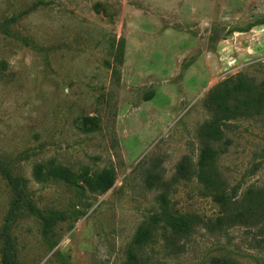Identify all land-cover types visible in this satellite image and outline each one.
<instances>
[{"label":"rangeland","instance_id":"374dc122","mask_svg":"<svg viewBox=\"0 0 264 264\" xmlns=\"http://www.w3.org/2000/svg\"><path fill=\"white\" fill-rule=\"evenodd\" d=\"M240 77L264 86V0H0V264H128L163 193L205 222L160 230L147 264H264V103L216 143L242 216L214 225L211 190L177 174L197 167L209 92ZM41 162L115 181H39Z\"/></svg>","mask_w":264,"mask_h":264},{"label":"trees","instance_id":"16d2710c","mask_svg":"<svg viewBox=\"0 0 264 264\" xmlns=\"http://www.w3.org/2000/svg\"><path fill=\"white\" fill-rule=\"evenodd\" d=\"M264 103V86L256 88L245 78L238 80H224L209 92L206 98V105L213 111L210 120L203 123L199 129V136L203 140L200 157L197 167L194 168L187 158L178 166V175L182 178H190L196 175L197 178L211 190L213 198L222 207V215L217 218L214 225H221L229 217H239L243 215L241 210H235L238 200L236 191H228L227 182L220 177L215 166L216 157L219 154L216 143L223 138V125L232 119L245 116L251 110H259ZM91 124H95V117H88ZM7 177L11 183L21 184L20 178H13L9 173ZM34 175L39 181L50 179L63 180L76 185H82L94 190L106 191L112 187L115 175L112 169H103L99 173L89 175L84 172L76 174L66 167L55 165L54 163H38L34 168ZM17 180V181H15ZM17 182V183H16ZM82 182V183H81ZM159 208L147 221H144L133 236L128 248V264H147L144 257V249L156 241L158 232L164 235L169 243H174L181 238H186L191 233L194 226L205 221L196 214H182L175 211L169 198L163 193L159 197ZM37 211V210H35ZM56 215L50 213L47 216ZM47 216H43L45 219ZM211 223L207 221V225ZM210 225V224H209ZM224 264H235L234 261L226 259Z\"/></svg>","mask_w":264,"mask_h":264},{"label":"water","instance_id":"95a60500","mask_svg":"<svg viewBox=\"0 0 264 264\" xmlns=\"http://www.w3.org/2000/svg\"><path fill=\"white\" fill-rule=\"evenodd\" d=\"M224 31V27H222V29L220 30V33H222Z\"/></svg>","mask_w":264,"mask_h":264}]
</instances>
